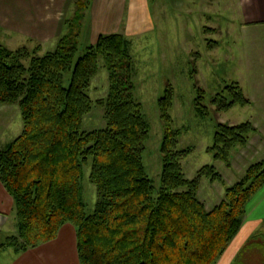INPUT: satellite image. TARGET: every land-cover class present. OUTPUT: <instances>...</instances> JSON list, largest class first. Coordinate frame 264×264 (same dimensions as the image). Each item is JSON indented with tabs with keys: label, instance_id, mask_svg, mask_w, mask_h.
Wrapping results in <instances>:
<instances>
[{
	"label": "trees",
	"instance_id": "trees-1",
	"mask_svg": "<svg viewBox=\"0 0 264 264\" xmlns=\"http://www.w3.org/2000/svg\"><path fill=\"white\" fill-rule=\"evenodd\" d=\"M90 5L91 0H76L69 30L52 50L40 53L41 46L32 50L26 44L13 49L0 41V106L18 103L23 116L21 134L0 148V179L14 198L17 217V233L0 243V253L54 240L68 223L75 228L80 264H217L241 229L247 204L264 186V160L252 163L207 209L198 196L202 179L224 178L210 164L194 178L185 175L182 162L193 147L179 146L182 131L170 113L175 89L167 82L159 98L162 173L156 186L144 162L150 123L136 95L132 42L121 32L101 33L81 53ZM101 62L109 73L108 94L98 101L106 124L88 130L89 90ZM197 72L194 65L192 73ZM195 86L196 105L207 114L205 90ZM252 102L238 82L211 100L217 111ZM255 130L249 121L219 122L208 151L230 166L232 149L246 145ZM87 168L97 190L90 213ZM258 256L264 264V234L249 240L233 264H254Z\"/></svg>",
	"mask_w": 264,
	"mask_h": 264
},
{
	"label": "rangeland",
	"instance_id": "rangeland-1",
	"mask_svg": "<svg viewBox=\"0 0 264 264\" xmlns=\"http://www.w3.org/2000/svg\"><path fill=\"white\" fill-rule=\"evenodd\" d=\"M6 1L11 4L15 0ZM240 1L91 0L79 41L82 53L89 44L98 40L101 33L121 32L131 40L136 95L150 123L144 162L156 186L160 185L162 173L160 145L163 120L159 98L167 82L173 85L175 97L170 113L173 126L182 131L179 146L193 147L182 162L185 175L194 178L203 165L210 164L224 178V181L202 179L198 196L207 209L221 201L227 186L238 182L252 163L264 160V22L245 21ZM31 2L33 0H24L21 5L16 4V13L21 11L19 18L26 13V7L32 5ZM40 8L44 13L41 20L45 23L52 21L51 26L38 30L21 28L20 33L14 34V31L0 25V41L11 43L15 45L11 47L16 48L26 44L32 50L41 46L40 53L54 49L60 37L69 30V19L74 16L76 0H42ZM13 13H10L11 18ZM46 16L49 18L46 19ZM194 65L198 68L196 75L192 73ZM232 82H238L253 102L238 103L224 111L215 110L212 97ZM196 84L205 90L202 102L209 107L207 114L196 105ZM108 91L109 73L101 62L100 70L91 82L89 93L93 109L85 117L84 129L105 126L104 109L98 101L106 98ZM245 121L251 122L256 130L249 133L246 145H236L232 149L231 165L215 159L208 147L214 142L218 123ZM22 130L23 116L19 104L1 105L0 148H5ZM89 172L90 168H87L84 194L90 213L95 207L97 190L89 181ZM241 227L226 256L228 264L235 262L249 240L264 234V200L250 207ZM72 231L75 232L74 229ZM75 237L63 234L56 244L47 246L48 256L52 257L50 260L65 259L67 262L66 258H71L74 264ZM6 250L14 253L12 248ZM10 259L7 254L1 255L0 264H6ZM259 260L258 256L254 264H260Z\"/></svg>",
	"mask_w": 264,
	"mask_h": 264
},
{
	"label": "crops",
	"instance_id": "crops-1",
	"mask_svg": "<svg viewBox=\"0 0 264 264\" xmlns=\"http://www.w3.org/2000/svg\"><path fill=\"white\" fill-rule=\"evenodd\" d=\"M23 1L24 0H15L11 4H8V1L0 0V25L1 26L14 31L13 32L14 34L20 33L21 28L38 30V29H43V28H47L48 26H51L52 21H49V23H45L43 22V20H41L44 16L43 11L41 10L42 7L40 8L42 4V0H33V3L31 2L32 3L31 6L28 5V8L25 6L26 13H23L22 16L19 18L21 11L20 12L18 11V13H16V11L18 10L17 9L18 5H21ZM239 6L244 11V14L246 15L244 17L245 21H249L252 23L264 22V0H241L239 3ZM11 12L12 13L14 12L12 18L10 15ZM5 16L7 17V19L5 18ZM46 17H47L46 19L49 18L48 16ZM6 23L8 24L6 25ZM35 34L36 36L38 35L37 33ZM5 44L8 45L10 48H16V47H11V46H15V45H11V43H5ZM263 196H264V186L257 193H255V195L249 201L247 205L246 214L249 213V209L254 203L257 204L259 201L264 200L262 198ZM9 224H11V226ZM16 224H17V220H16V213H15V208H14V198L8 192V190L6 189V187L4 186V184L2 183L0 179V243L3 242L6 236L7 237L10 236V234H8L9 232L10 233L14 232L15 234L17 233ZM67 225L68 223L63 225V227L60 229L57 239L55 238L54 240L43 243L35 248H29L26 251L19 252V253L15 251L13 253L9 250H5L1 253V255L4 256L7 254L8 256H10L11 259L6 264H70L72 262L71 258H66L67 262L65 261V259L62 260L63 262L62 261H56V262L51 261L50 259L52 257L48 256L49 247H47V246L56 244L58 242V239H60V237H62L63 234H65V237L68 235L76 236V232L73 233L72 231V229H74L75 231L74 226L71 224H69L70 226H67ZM236 237L237 236H235L234 239H236ZM232 242H234V240L231 241L230 245L226 249L225 253L221 256L217 264H228L229 263L226 260V256L229 250L232 248L231 246ZM73 260H74V264H80L79 258H78L76 237H75V246L73 249Z\"/></svg>",
	"mask_w": 264,
	"mask_h": 264
}]
</instances>
